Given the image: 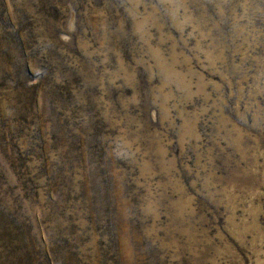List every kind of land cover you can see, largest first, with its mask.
I'll list each match as a JSON object with an SVG mask.
<instances>
[{"label": "rangeland", "instance_id": "obj_1", "mask_svg": "<svg viewBox=\"0 0 264 264\" xmlns=\"http://www.w3.org/2000/svg\"><path fill=\"white\" fill-rule=\"evenodd\" d=\"M0 264H264V0H0Z\"/></svg>", "mask_w": 264, "mask_h": 264}]
</instances>
